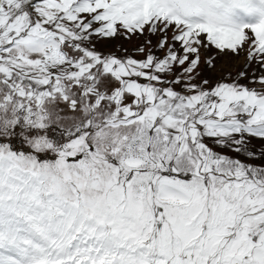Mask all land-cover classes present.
Masks as SVG:
<instances>
[{
    "label": "snow or ice",
    "instance_id": "1",
    "mask_svg": "<svg viewBox=\"0 0 264 264\" xmlns=\"http://www.w3.org/2000/svg\"><path fill=\"white\" fill-rule=\"evenodd\" d=\"M0 264H264V0H0Z\"/></svg>",
    "mask_w": 264,
    "mask_h": 264
},
{
    "label": "rangeland",
    "instance_id": "2",
    "mask_svg": "<svg viewBox=\"0 0 264 264\" xmlns=\"http://www.w3.org/2000/svg\"><path fill=\"white\" fill-rule=\"evenodd\" d=\"M221 63H224V61H221ZM219 74V73H218Z\"/></svg>",
    "mask_w": 264,
    "mask_h": 264
}]
</instances>
